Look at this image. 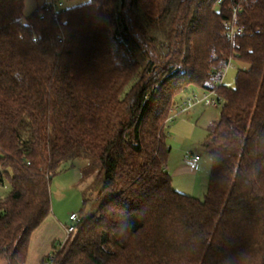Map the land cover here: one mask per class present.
I'll use <instances>...</instances> for the list:
<instances>
[{
	"label": "trees",
	"instance_id": "16d2710c",
	"mask_svg": "<svg viewBox=\"0 0 264 264\" xmlns=\"http://www.w3.org/2000/svg\"><path fill=\"white\" fill-rule=\"evenodd\" d=\"M25 3L0 0V264L27 263L74 159L102 202L55 264H264V0H86L24 23ZM229 59L247 69L217 89L201 200L173 189L167 124Z\"/></svg>",
	"mask_w": 264,
	"mask_h": 264
},
{
	"label": "rangeland",
	"instance_id": "374dc122",
	"mask_svg": "<svg viewBox=\"0 0 264 264\" xmlns=\"http://www.w3.org/2000/svg\"><path fill=\"white\" fill-rule=\"evenodd\" d=\"M53 1L62 3L66 9L78 6L86 0H26L24 23L38 8L51 6ZM244 69H247L246 65L233 61L223 85L230 89L234 88L238 72ZM189 95H186V98ZM186 98L183 97V103ZM172 117L174 120L167 124L171 143L167 172L172 178L173 189L180 194L202 200L207 191L212 168V160L206 153L204 143L208 136L207 128L219 119L220 109L201 105L181 115L173 111ZM193 156H199L201 159L197 170L194 169L195 166H190ZM183 160L188 163L187 168L179 167ZM98 171L92 167L90 160L74 159L64 163L52 179L50 186L52 212L59 216L63 226L71 224L69 221L71 214L82 213L89 217L99 209L103 181ZM9 192L10 187L6 184L0 188V197L7 196Z\"/></svg>",
	"mask_w": 264,
	"mask_h": 264
},
{
	"label": "built area",
	"instance_id": "2783aa9c",
	"mask_svg": "<svg viewBox=\"0 0 264 264\" xmlns=\"http://www.w3.org/2000/svg\"><path fill=\"white\" fill-rule=\"evenodd\" d=\"M52 7L54 11L64 10L63 4L57 3L56 1H53ZM237 11L238 8L234 10L232 20L225 23L227 36L230 40L240 37L243 33L242 29L239 28L235 22ZM215 58L216 57H214V59ZM231 66L232 61L230 59L221 61L216 67H214L215 74L211 81L208 83L210 91L204 92L201 95L190 94L189 96H187L185 102L181 103L173 111L177 112L178 114H183L201 105H206L211 108H220L221 100L217 94V89L223 84L224 79ZM199 159V156L192 157V161L194 163H197ZM69 221L71 224L66 228L67 238L76 231L77 227L81 224L82 218L77 214H71L69 217ZM64 243L65 241L59 244L55 252L53 250L42 264H55L56 252L64 245Z\"/></svg>",
	"mask_w": 264,
	"mask_h": 264
},
{
	"label": "crops",
	"instance_id": "0c3cea01",
	"mask_svg": "<svg viewBox=\"0 0 264 264\" xmlns=\"http://www.w3.org/2000/svg\"><path fill=\"white\" fill-rule=\"evenodd\" d=\"M200 95V93L198 94ZM181 115V114H179ZM171 116L170 121H173ZM168 122V123H169ZM168 134V145L171 148V143ZM200 160L197 163L190 162V166H195V170L198 169ZM188 163L183 160L179 167L187 168ZM193 168V167H192ZM63 226L59 216L52 212L45 223L33 234L31 239L28 261L26 264H42L44 259L47 258L54 248L63 243L67 239L66 228Z\"/></svg>",
	"mask_w": 264,
	"mask_h": 264
}]
</instances>
